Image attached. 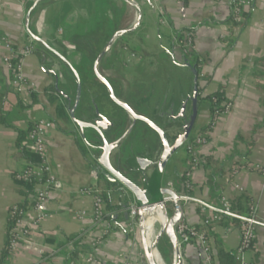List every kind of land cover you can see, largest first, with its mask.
Masks as SVG:
<instances>
[{
	"label": "crops",
	"instance_id": "1",
	"mask_svg": "<svg viewBox=\"0 0 264 264\" xmlns=\"http://www.w3.org/2000/svg\"><path fill=\"white\" fill-rule=\"evenodd\" d=\"M135 1L141 8L142 19L140 26L128 35V43L139 59L130 60L132 65L116 70L127 82V87L107 78V72L115 68L117 62L109 65L102 61L99 72L108 81L118 84L117 91L123 100L132 99L133 103L126 101L130 106L141 101L143 103L137 107L148 114L154 108H165L171 99L192 90L191 78L189 88L179 87L176 94L170 81L173 69L178 67L191 75L188 68L180 65L184 57L175 37L179 31L192 30L201 97L221 92L224 100L230 103L229 111L218 116L208 131L202 132L207 133L208 139L197 148V154L202 159L210 158L212 167L222 170L218 179L221 194L231 202L246 194L256 205L255 239L247 257L250 264H264V177L249 168L264 162V0H254L238 24L231 22L229 0ZM33 2L0 0V34L18 48L31 39L25 29V17ZM110 5L122 13L121 28L134 22L135 10L123 0H41L30 12L29 28L77 67L86 59L67 37L77 30L91 29L104 18L112 19ZM147 41L151 46H160V50L156 47L154 52L160 51L165 60L159 64L154 60L144 47ZM43 51L45 49L35 43L33 53L21 60V71L35 84V89L18 91L10 84V73L2 63L6 51L0 48V264H81L77 258L83 253L92 254L99 264H146L141 245L135 243L134 228L126 226L127 207L131 201L128 194L122 186L99 180L79 151L73 124L56 118L55 104L49 101L46 90L55 82V75L59 79V71L56 64L49 69L42 65L39 54ZM125 58L129 63L126 53ZM147 61L157 64L149 67L145 65ZM70 90L66 91L70 94ZM39 119L53 122L46 135L47 160L58 186L45 204L48 216L39 225H33L32 213H28L23 222L24 228L29 229L28 235L19 242L13 254L8 252L2 260L9 211L12 206L29 199L14 180V174L25 166L17 148L18 132L26 131ZM209 122L208 106L200 102L195 134L201 133ZM150 137L157 141L156 135ZM133 153L138 152L133 150ZM187 157L177 155L172 159L163 183L176 194L191 196L192 200L183 206V218L205 231L213 248L214 241L219 240L224 250H234L240 238L237 226H204L202 223L197 201H213L205 185V167L190 168V193L178 183L189 168L185 162ZM235 184L241 186L243 192L236 190ZM90 185H96L101 194L107 195L104 214L110 218L100 223L93 222L92 197L77 192ZM165 207L170 216L172 205L168 203ZM79 212L83 213L77 215ZM71 236L77 237L76 246L74 241H68ZM163 249L165 255L160 256L164 264H171L172 248L164 245ZM74 251L78 254L70 253ZM180 253L182 264H203L200 250L193 244L183 245Z\"/></svg>",
	"mask_w": 264,
	"mask_h": 264
},
{
	"label": "built area",
	"instance_id": "2",
	"mask_svg": "<svg viewBox=\"0 0 264 264\" xmlns=\"http://www.w3.org/2000/svg\"><path fill=\"white\" fill-rule=\"evenodd\" d=\"M254 0H229L230 6V19L233 24H238L245 10L250 8ZM183 54H188L194 50L193 33L186 32L182 44H178ZM0 48L6 51L2 58L4 67L10 73V84L18 91L25 89H35V84L30 81L21 71V60L27 55L33 53L35 50V43L30 39L27 44L18 48L3 34H0ZM123 51L127 55V62L130 60H138V55L131 50V48L125 44ZM212 102H216V98L212 97ZM230 109V103L226 100H222L219 105L214 107L212 119H210L209 125L213 126L218 116L228 112ZM53 127V122L48 119H39L34 122L27 133V144L32 152H34L40 159V163L37 166H24L22 169L15 173L16 178L26 179L28 177H34L38 180L35 191L28 198V203L24 207L14 205L11 207L10 214L15 217L14 226L11 229L10 243L8 246L9 254H13L17 250L19 242L24 240L28 235L29 229L24 228L23 222H25L26 215L32 213L31 224L39 225L48 214L45 210V204L47 203L52 191L58 186V182L55 176L51 172L50 165L47 160V142L46 135ZM207 133L195 135L191 144L186 146L187 155L191 158L192 168L199 166V157L197 154V148L207 142ZM250 169L258 171L264 177V162L261 164H254L249 166ZM191 171L186 172V189H191V183L189 181ZM235 189L239 192H243V188L237 184L234 185ZM81 195H90L92 197L93 205V222L100 223L103 221L104 216V198L96 185H90L80 188L77 191ZM192 200L188 194H177V198L173 201L171 199H165V205L170 203L173 211L179 210L181 216L175 224V234L177 237V243L181 248L183 245L193 244L198 247L202 256L203 264H218L215 260V254L211 247V240L206 235L205 231L199 230L196 226L188 224L182 215L183 206ZM198 202L200 211L202 213V223L204 226H211L218 224L224 219L236 218L239 221V242L235 248L234 257L237 264H250L248 260V253L253 247L255 239V226L257 224V208L252 202L249 205V211L245 215L238 216L231 208V201L225 195L221 194L218 203H205ZM83 212H79L77 215H81ZM127 227L133 229L138 222V208L131 201L127 207ZM77 261L81 264H99V262L90 253L80 254Z\"/></svg>",
	"mask_w": 264,
	"mask_h": 264
},
{
	"label": "water",
	"instance_id": "3",
	"mask_svg": "<svg viewBox=\"0 0 264 264\" xmlns=\"http://www.w3.org/2000/svg\"><path fill=\"white\" fill-rule=\"evenodd\" d=\"M39 1L41 0H34L27 11L25 17V29L33 42L50 52V54L55 56L67 66L75 80L76 86L73 98L70 94L63 91L60 92L67 100L66 110L70 122L77 128V133L85 142L87 148L98 149L100 151V153L93 159L97 162L101 169L106 172L107 179L112 183L118 182L128 194L131 201L138 208V224L141 235L144 231V220L146 217L155 215L157 210H161L164 213L165 222L160 225V229L156 234L151 250L146 248L143 243V238L141 237L140 239V245L146 264H157L154 253L157 252L160 254L157 246L163 234L168 238L172 248L171 264H182L180 247L177 243V237L175 234V224L179 220L181 212L179 210H175L170 216L168 215L164 200L171 199L174 201L177 198V194L163 183V178L172 159L181 152V149L184 146L197 117L200 103L198 97L200 91L198 88L197 65L185 60L182 64H180L183 67L188 68L190 71L192 93L186 99V101L189 99L191 102V114L187 115L185 102L179 111V113L182 112L184 115L182 118L184 125L182 126L179 134L171 136L165 128L158 125L147 116L137 113L127 102L119 98L110 82L99 72V65L103 57L117 39L132 34L141 24L142 13L139 4L135 0H123L125 3L134 8V22L128 27L118 29L111 35L92 65L93 76L106 88L107 94L114 104H116L126 114L127 127L125 131L118 138L112 140L111 132L113 129H116V124L113 121H110L104 116H100V120L94 122L85 121L77 117V109L79 108L82 98V82L79 72L66 56L52 47L44 38L33 33L29 28L30 12ZM54 83L57 88V77H55ZM136 122L146 124L157 134L161 143V151L157 157L135 155L133 154V149L131 147L122 149L123 143L132 132ZM86 130H92L96 133L100 142L98 147L92 146L87 141L85 136ZM115 154L118 155L121 161L124 162L131 172L137 174V177H139L137 179H139L140 182L138 180L131 179L119 168L114 166L113 156Z\"/></svg>",
	"mask_w": 264,
	"mask_h": 264
},
{
	"label": "trees",
	"instance_id": "4",
	"mask_svg": "<svg viewBox=\"0 0 264 264\" xmlns=\"http://www.w3.org/2000/svg\"><path fill=\"white\" fill-rule=\"evenodd\" d=\"M111 13H112V19H108V18H104L103 20H101L100 22L96 23L91 29L87 30V31H82V30H77L71 37H67V39L73 44V46L75 47V49L82 53L86 59V61L89 62V64H84L85 62L83 61V63L80 66H75V68L77 69V71L79 72L80 78H81V82H82V98H81V102H80V106H84V103H86L87 98L89 97L87 88L91 91V93H93L94 95H96V99L95 104L101 106L102 110L107 113V114H111L113 117H116V131L119 132L120 130L122 131L124 129V125H125V121H126V114L116 105L114 104V102L108 97L106 88L93 76L92 73V65L94 60L96 59L97 55L99 54V52L102 50V48L104 47L105 43L107 42V40L111 37V35L117 31L118 29H120L121 27L119 26V21L120 18L122 16V13L119 12V10H117V8H114L113 6H111ZM245 15V14H244ZM120 27V28H119ZM186 32H192L191 29H184L183 31H179L176 34L175 37V42L178 44H182L183 40H184V35ZM123 48V46H121V49ZM182 56L184 57L185 61H188L190 63H195L197 65V56L194 53V51L189 52L188 54H183L181 51V48L178 46ZM107 54H109L110 57L107 56ZM40 60L42 62V65L46 68L49 69L51 66L49 64V62L46 61V59H44L43 54L40 53L39 54ZM103 61V63H107L109 65H113L115 62H117L118 64L121 63L122 60H120L119 58V52L117 50H114L113 46H111V48L108 50V52L106 53V55L103 57V59L101 60V62ZM100 62V63H101ZM199 76H198V80H199ZM110 84L112 85L113 89H115L116 92L117 88H118V84L114 83L113 81H110ZM47 95L49 98V101L51 103L55 104V115L56 118L59 120H62L64 122H70L67 110H66V104H67V100L66 98L59 94V92L57 91L56 87L53 86L52 84L47 88ZM75 91V88H74ZM58 94V96H57ZM74 94V93H73ZM92 94V95H93ZM31 95L34 98V93L31 92ZM199 102H205L208 106V110H209V116L210 119H212L213 116V112H214V107L216 105H219L222 100H224L223 95L221 92H215L213 94L207 95V96H203L201 97V95L199 94ZM212 97L216 98V102L213 103L212 102ZM73 98V96H72ZM78 112V109H77ZM78 116V113H76ZM32 124L29 126V128L26 131H19L18 132V137H17V148H18V152L20 154V156L22 157V159L25 162L26 166H37L40 163V159L39 157L30 150L28 144H27V133L28 130L31 128ZM210 129V125L208 124L199 134H202V132L208 131ZM200 132V131H199ZM196 135V134H195ZM195 135L188 140L187 144L185 145V148L187 145L191 144V142L193 141ZM76 143L77 146L79 148V151L81 152V154L83 155V157L87 160V165L88 167H90L91 170H93L96 175L98 176L99 180L105 182L108 185H113V186H121L118 182L116 183H112L110 182L107 177H106V172L104 170L101 169V167L97 164V162L91 158L88 154V150L86 147L85 142L79 138L76 137ZM187 161L188 163H191V158L188 156L187 157ZM199 165H203L207 171L206 173V182L205 185H207V187L209 188V192L211 194L212 198V203H218L219 197L221 195V185L218 182V179L220 178V176L223 174L222 170L216 167H212L211 164V159L210 158H199ZM192 170V166L191 164L189 165V168L187 169V171H191ZM237 168H235L236 170ZM186 171V172H187ZM186 172L185 174H183L178 183L182 185L184 191L190 193V189H186L185 187V183L187 181L186 179ZM232 175V173H231ZM231 175L229 176V179L231 178ZM14 180L15 182L20 185L22 187V191L21 193L25 196V198L29 197L31 194L34 193L35 191V187L36 184L38 183V180L35 179L34 177H28L26 179H20V178H16L15 174H14ZM102 197L104 199H106L107 201V195L106 194H102ZM28 203L27 199H25V201L23 203L18 204L19 207H24L26 206V204ZM252 203V201L250 200V198L246 195V194H241L239 197H237L236 199H234L231 202V208L234 211V213L238 216H242L245 215L246 213H248L249 211V205ZM11 211V209H10ZM9 211V216H8V225H7V229H6V241H5V245L4 248L2 250V260L5 259L7 253H8V246L10 243V237H11V229L14 226L15 223V217L13 215L10 214ZM110 218L109 216H106L104 214L103 219H107ZM218 224H223V225H234V226H239V221L236 218L233 219H224L221 222H219ZM76 236H71L68 238V241H74L73 245H77L76 244ZM164 243L162 244V247L164 248V245H168L169 248L170 243L168 241V238L166 236H164ZM160 244L161 241H159L158 243V250L161 253V255L163 256V253L161 252V248H160ZM212 247V244H211ZM212 249H214L213 251L215 254V260L218 264H237L235 257H234V250H229L226 251L224 250L221 245L219 240H215L214 241V248L212 247ZM164 250V249H162ZM72 254H78L77 251L74 252H70Z\"/></svg>",
	"mask_w": 264,
	"mask_h": 264
},
{
	"label": "flooded vegetation",
	"instance_id": "5",
	"mask_svg": "<svg viewBox=\"0 0 264 264\" xmlns=\"http://www.w3.org/2000/svg\"><path fill=\"white\" fill-rule=\"evenodd\" d=\"M55 77H56V75H55ZM73 83H74V88H75V86H76L75 80L73 81ZM70 86L71 85H69V87ZM56 89L59 92V94H61L60 93L61 91L69 94L66 91V89L64 88L63 84L60 82V79H58V78H57V88ZM87 91H88L89 97L87 98L86 103H84V106H80L78 108V112H77L78 116L77 117H79L85 121L94 122V121L100 120V118H99L100 116H104L116 124V117H113L111 114L105 113L102 110L101 106L95 104L94 100L96 99V95L91 93V91L88 88H87ZM115 93L117 94V96L119 98H121V96L119 95L118 92L115 91ZM191 93H192V90H191V92H189L186 95L179 94L177 98L171 99L169 104L166 105L165 108H163L162 106H161V108H154V110L150 114L145 113L143 110H141L140 108L137 107L138 105H140V103H143L141 101L136 102L133 105L134 107L133 106H131V107L137 113L147 116L148 118L153 120L155 123H157L158 125L165 128L171 136H174V135L179 134L181 132V128L184 125V122L182 119L184 115L182 114V112L179 113L184 102H185L186 109H187V115L191 114V111H190L191 102L189 99L186 101V99L191 95ZM72 96L73 95H71V97ZM177 112H178V114H177ZM158 118L161 120L160 123H159ZM140 124H142V122H136L134 128L132 129V132L130 133L128 138L123 143L122 149L124 147V144L129 139V137L132 136V133L135 131L136 127ZM72 126L74 129L75 137H79V134L77 133V128L74 125H72ZM126 127H127V121H125L124 129L122 131L120 130L119 132H117L116 129H113V131L111 132V139L114 140V139L118 138L125 131ZM140 129L142 131L140 132V136L137 140V143L141 146L140 147L141 150L138 153H133V154H137L139 156L147 155L149 157H154V156L157 157L161 151V143H160V140H159L157 134L155 133V131L150 129L144 123H143V125H140ZM143 132L145 134L149 133L150 136H151V134L156 135L157 141H153V139L151 137H149V139H148V137L146 138V136L144 137ZM195 133H196V128H195V122H194V126L190 130V133L187 137V140H186L184 146L187 144L188 140H190L195 135ZM85 136H86L87 141L92 146L98 147L100 145L99 138L97 137V135L94 131L86 130ZM151 139H152V141H151ZM87 150H88V154L91 158H95L100 153V151L98 149L87 148ZM185 162L187 163L188 161H185ZM113 164L115 167L119 168L123 173H125L131 179L139 181V179H137V178H139V177H137V174L131 172V170L124 164V162L121 161V159L118 157L117 154H115L113 156ZM187 165L189 166L190 163H187Z\"/></svg>",
	"mask_w": 264,
	"mask_h": 264
},
{
	"label": "rangeland",
	"instance_id": "6",
	"mask_svg": "<svg viewBox=\"0 0 264 264\" xmlns=\"http://www.w3.org/2000/svg\"><path fill=\"white\" fill-rule=\"evenodd\" d=\"M129 36H125V37H121V38L117 39L114 42V44L112 45L113 48H114V50H117L119 52V57H120V60H122V61H121L120 64H116V67L113 68L111 71H108L107 72L109 74V77H107L108 79L117 80V81L121 82V84L125 85V87H127V82L122 80V77L120 75H118L119 73H117L116 70H118V68H120V69L126 68L125 65L129 66V65H132L133 64V61H131L129 63H126V61H125V59H126L125 58V52L123 51V48L121 49V46H124L125 44H128V46H129V43H128ZM144 47L146 48V50L149 53H152V55L154 56V60L158 64L161 63L163 60H165V58L163 57V54L160 53V51L154 52L157 46L156 47L155 46H151V44H149V41H147V44ZM159 48H160V46L158 45L157 49L160 50ZM42 54L44 56L43 58L46 59V61L48 60L47 62H49V64H50L51 67H52L53 64H56V67L58 68V71H59L58 74H59L60 82L63 84V86H64V88L66 90L70 88L71 89L70 90V94L71 95H74L73 94L74 93V83H73L74 78L71 75V73H70L69 69L67 68V66L62 61L58 60L55 56H53L52 54H50V52H48L47 50L43 51ZM156 62H154V61H151V62L150 61H147L145 63V65H148V66L151 65L152 67H155L156 64H157ZM78 64H80V63H78ZM84 64H89V62L86 61ZM130 67H133V66H130ZM181 68L182 67H178L177 69H173V71H172V73L170 75V81L173 84V93L174 94H176L178 92V90L180 89L179 87L182 88L184 86L186 89L189 88V83H190V80L189 79L191 78V75L189 76V74L187 73L186 69H183V68L181 69ZM163 70H165L164 67H163ZM52 85L55 86V83L53 82ZM69 85H71V86L69 87ZM141 93H144V92L141 91ZM57 96H58V94H57ZM125 97H127V96H125ZM128 100L131 103H133L131 98L130 99L126 98V100L124 98L123 101L126 102ZM155 101H156V99H155ZM140 125H143V123L140 124ZM140 125H138L136 127L135 131L132 133V136H130L129 139L127 140V142L124 144L123 149L128 148L129 145L132 144L134 146L133 147V150L135 152H139L141 150V148H139L141 146L137 144V140H138V138L140 136V130H141L140 129ZM66 128L69 129V128H71V126H67ZM143 136L144 137L146 136V138L148 137V139L150 137L149 136V133L148 134H145L144 132H143ZM151 136H154V135L151 134ZM151 141H152V139H151ZM178 155L179 156H183V155L184 156H187V152H186L185 146L182 147L181 152ZM160 225H161V223L159 221L156 220L154 222V225L153 226H154V229H155L154 230L155 231V236H156V234L158 233V231L160 229ZM164 236L165 235L163 234L161 236L160 240H159V241H161L160 248L162 247V244L164 243V239H165ZM133 237H134L135 243L139 246L140 245V231H139V224H138V222H137V225L133 229ZM162 249H163V247L161 248V252L164 254V251Z\"/></svg>",
	"mask_w": 264,
	"mask_h": 264
},
{
	"label": "bare ground",
	"instance_id": "7",
	"mask_svg": "<svg viewBox=\"0 0 264 264\" xmlns=\"http://www.w3.org/2000/svg\"><path fill=\"white\" fill-rule=\"evenodd\" d=\"M156 220L159 221L161 224L165 222L164 213L161 210H157V213L155 215L145 218L144 231L142 235L140 234V239L141 237L143 238V243L148 250H151L153 241L156 237L154 231L155 229L153 226ZM154 254L157 264H164V261L162 260L160 254H158L157 252H155Z\"/></svg>",
	"mask_w": 264,
	"mask_h": 264
}]
</instances>
